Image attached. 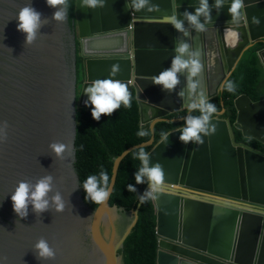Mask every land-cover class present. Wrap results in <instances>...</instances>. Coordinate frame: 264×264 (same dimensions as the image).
<instances>
[{
	"label": "water",
	"instance_id": "1",
	"mask_svg": "<svg viewBox=\"0 0 264 264\" xmlns=\"http://www.w3.org/2000/svg\"><path fill=\"white\" fill-rule=\"evenodd\" d=\"M2 2L5 0H0V122L6 121L8 128L7 138L0 140V264H79L81 256L77 253L84 257L85 247L82 244L75 246L74 239L82 232L91 233L93 253L102 264H126L124 243L136 226L140 203L136 209L120 210L116 206L110 207V195L106 202L90 210L82 201L74 162L78 199L93 213L91 221L70 215V201L65 194L62 197L66 205L61 211L64 215L54 209L36 214L31 205L26 218L18 217L13 211L10 197L17 182L29 180L34 183L50 171L53 155L49 144L53 140L48 139L40 151L38 142L41 140L31 146L38 139V129L32 126L21 131V126L28 122L20 121L29 103H36L40 97L36 88L43 86L33 83V79L27 80L23 85L24 92H20L23 75L40 74L38 67L22 59V52L31 49L37 40L25 44V33L11 23L14 21L13 10L5 16ZM228 2L225 0L219 12L212 8V21L206 23L203 32L192 30L185 21L191 37H184L170 24L160 21L165 14L176 12L182 19L179 14L185 10L194 12L198 0H150L159 5L158 11H136L132 0H105L104 7L95 9L83 8L79 0H74L73 20L69 24L74 51L70 99L72 141L78 89L75 39L79 44L83 76L77 106H86L84 87L95 79L106 78L111 65L119 64L121 72L115 78L128 85L131 96L134 93L142 129L149 132L154 120L157 121L155 126L166 122L168 115L187 109L193 99L185 76H181V84L171 93L152 81L170 65L175 46L181 39L202 52L200 59L204 67L196 79L200 82L199 91L209 99L222 91V83L229 78L244 53L264 40V0H244L246 7L238 20L231 18ZM209 4L213 5L214 0H209ZM131 14L137 20L129 33L125 27L131 22ZM243 16L245 20H241ZM254 17L259 18V25L254 23ZM261 56L264 57V50ZM45 85V102L49 108L55 103L54 115L59 121L62 114L58 110V99L51 96L50 78H45ZM180 92L184 95L180 96ZM235 107L238 112L235 127L241 130L243 137L264 143V100L253 102L242 95L235 100ZM212 123L217 125V132L205 137L204 144H185L179 140L180 132L176 130L169 133L167 143L161 140L151 152L150 166L159 162L165 172L163 191L153 198L158 236L157 264H264V209L242 206V203L227 199L188 196L180 188H169L170 184H186L213 190L232 200L242 198L264 206V155L233 145L229 132L231 124L227 121L214 118ZM150 141L148 146L153 144L154 137ZM135 148L127 149L115 160L110 183L112 191L120 163ZM147 188L148 185L145 191ZM117 213L123 220L127 219L126 225L111 222L110 227L101 229L103 220L112 216L116 221ZM41 237L56 251L53 259L36 258L33 246ZM66 240L73 242L66 244ZM192 247L206 250L213 256L201 254Z\"/></svg>",
	"mask_w": 264,
	"mask_h": 264
},
{
	"label": "clouds",
	"instance_id": "2",
	"mask_svg": "<svg viewBox=\"0 0 264 264\" xmlns=\"http://www.w3.org/2000/svg\"><path fill=\"white\" fill-rule=\"evenodd\" d=\"M79 3L80 6L83 8L95 9L98 7L100 8L104 7L105 0H79ZM46 4L49 7L56 9L52 14L53 20L64 22L67 19L68 8H69L68 0H46ZM224 5H225V0H214L213 5L209 4V0H198V5L195 7L194 12H189L185 10L183 13L179 14V16L182 17V19L178 18L177 12L174 14H165L163 16V19L160 21V23L170 24L178 33L182 34V36L191 37V32L189 28L186 27L185 21H187V25L191 26L192 30H195L196 32H203L206 30V23L212 21V17H211L212 8H215L217 12H219L222 6ZM227 5H228V12L230 13L231 18L237 20L241 17L242 10H244L246 7L244 0H229ZM132 6L136 11H141L142 9H146L147 11L159 10V5L150 3V0H132ZM16 19L18 20L17 29L25 33V44H32L37 39L38 34H40L39 29L41 28V26L48 23V18L46 17L42 18V14L39 11H37L34 7H32L30 0L27 4H25L23 7H21L18 10V12L16 13ZM136 20L137 18L134 17L133 14H131V22L127 27H125V29L129 31V33H132L134 28V21ZM241 20H245V17L243 16ZM253 21L256 25H259L260 23V20L257 17H254ZM72 27H73V23H72ZM263 41L254 44L251 48L257 47L256 55L259 58L260 64L264 70V57L261 56V53L264 50ZM75 48H76L75 63H76V59L80 58L79 67L78 68L76 67L77 87H78L76 105H75V114H76V107H79L77 106V98L83 83L81 57L79 55V44L77 39H75ZM249 50H247L246 52H248ZM129 54L130 57L133 56L132 49L130 50ZM201 55L202 52L200 49L194 50L189 42H187L184 39H181L179 44L175 46V52L171 58L170 65L167 68L162 69L157 75L154 76L152 80L153 83L160 85L163 90H166L167 92L171 93L175 91L176 88L181 84V79H180L181 76H185L187 82V89L190 91L193 99L190 103L187 104V109H183L181 111L173 113L179 115L172 116L173 114H170L166 117L167 118L166 122L158 123V124L181 123V125H179L177 128L167 133H162L161 134L162 138L158 142L155 141V128L158 125L157 124L155 126V124L157 123V121L154 120L152 122L151 131L154 133L153 136L151 131L148 132L142 129V123L140 118L141 131L138 133V135L143 137L149 135L150 133L151 138L154 137V142L152 145L148 146L151 143L150 141L151 138H150L147 142L141 143L139 145H135L136 148L132 150L135 158H138L141 163L139 169L136 170L134 173L135 182L136 184L146 183L145 188L148 185L146 191L144 188V192L142 194H138L140 205L143 204L149 198H152L153 200V198H155L157 193L163 191V185L165 182V172L163 166L159 162L152 163L150 166V155L151 152L153 151V148L161 140L163 143H167V137L170 132L178 130L180 132L179 140L185 144L191 142L197 145H201L204 144L205 137L216 134L217 125L215 123H212V121L214 118H217V119L225 120L231 124V128L229 127V132L231 135L233 145L234 144H237L238 146L241 145L253 152L264 155L263 152L257 150L256 148H254L248 142L245 141V140H255V139L244 138L241 130L235 127L237 115L235 122H231L229 118L225 117L226 107H224L225 106L224 102L221 103L222 106L224 107L222 110H218L216 104L210 102V100L219 97L224 90L228 91L229 93L235 92L236 91L235 82L229 80V78L225 79V81L221 85L222 91L210 99L205 93L199 91L200 82L196 78L201 74L204 67L200 59ZM244 55L242 56V58L244 57ZM241 59L238 61V63L241 61ZM235 69L233 70V72L235 71ZM120 72H121L120 65L113 64L111 65L108 76L106 78L95 79L91 81L87 87H84L83 92L87 96V100H85L84 102L86 105L85 107L91 106V116L93 119L97 121L100 120L102 114L106 116H110L114 111L120 108L121 104H123L126 108L131 107L132 97L128 85L123 80L115 78L117 74ZM179 95L183 96L184 93L180 92ZM238 97H236L233 101L234 106H235V100ZM79 108H84V107H79ZM196 111L199 112V115L192 114L193 112ZM182 113H185V115ZM75 114H74V120H75V131H76ZM7 128H8V124L6 121L0 122V140H4L7 138V132H6ZM237 132H239L241 138L245 140H239L236 134ZM74 137H73V141H74ZM73 141H72V146L74 150V159H75V145L73 144ZM49 148L51 152L54 153L55 156L60 159H64L66 153L68 155H71L72 152L71 145L59 141L51 142L49 144ZM146 148H150V151L149 152L145 151ZM116 159L117 157L115 158V160ZM113 167H114V163H113ZM112 175H113V171H112ZM81 187L84 189L85 199L91 200L94 205L103 204L104 202L107 201V199L112 193V187L110 185L109 175L104 170L100 171L99 176L89 175L84 180ZM169 188L171 189L180 188L181 191L188 196L195 195L196 197L199 198H213V199H222V200L227 199L232 202L242 203V206L264 209V206H260L249 200H245L242 198L232 200V198H228L219 193H215L213 190L194 188L186 184H180V183L170 184ZM127 190L129 192H134V193L137 192V189L133 184H128ZM10 198L12 201L13 211L20 218L27 217L29 205L32 206V211L36 214H41L45 211H48L49 209L52 210L54 209L55 211H63L66 205V201L62 197L61 192L59 190H56L55 188L54 177L51 174H46L41 177H38L34 183L29 180L18 181L17 186L12 191ZM67 203H69L68 200ZM153 203L155 206L154 200ZM114 206L116 205L113 206L110 205V207H114ZM116 207L120 210L122 209L118 205ZM124 210H133V209H124ZM155 214H156V206H155ZM174 242L176 243L178 241H174ZM182 245L184 246V244ZM157 246H158V236H157ZM193 249L201 254L213 256L211 253H209L206 250H201L197 248H193ZM33 250L36 254V258L42 261L53 259L56 255V251L54 250V248L51 247L48 241L43 237L39 238L35 242L33 246ZM157 251H158V247H157ZM156 258H157V253H156Z\"/></svg>",
	"mask_w": 264,
	"mask_h": 264
},
{
	"label": "trees",
	"instance_id": "3",
	"mask_svg": "<svg viewBox=\"0 0 264 264\" xmlns=\"http://www.w3.org/2000/svg\"><path fill=\"white\" fill-rule=\"evenodd\" d=\"M73 2L68 0L69 8L67 21L71 25L73 18ZM256 48H251L245 53L238 63L235 71L229 77L236 84V91L223 93L210 102L216 104L218 110L226 107L225 117L235 122L237 111L234 106V99L240 95H247L254 102L264 99V70L256 55ZM80 64V58L76 59V67ZM131 107L126 108L121 104L120 108L110 116L101 115L100 120L91 116V106L84 108L76 107V131L73 144L75 145L74 166L78 178L79 191L85 206L94 210L99 204L94 205L91 200L85 199L84 189L81 187L89 175H97L101 170L108 173L111 183L113 163L116 157L126 149L147 142L151 134L139 136L140 110L135 95L132 94ZM224 102L225 106H222ZM185 115V113H182ZM199 115V112H193ZM179 114H173L177 116ZM181 123H161L155 128V141L158 142L162 133H167L177 128ZM239 140L242 139L237 132ZM251 146L264 153V144L255 140H245ZM145 151L149 152L150 148ZM141 163L135 158L133 151L122 161L109 204L118 205L122 209H134L139 203L138 194L144 192L146 183L136 184L134 173L139 169ZM133 184L137 192H129L127 185ZM156 214L152 198L146 200L139 207V218L137 225L124 243V255L126 264H157V235H156Z\"/></svg>",
	"mask_w": 264,
	"mask_h": 264
},
{
	"label": "flooded vegetation",
	"instance_id": "4",
	"mask_svg": "<svg viewBox=\"0 0 264 264\" xmlns=\"http://www.w3.org/2000/svg\"><path fill=\"white\" fill-rule=\"evenodd\" d=\"M29 0H5L2 2V8L5 11V16L11 10L14 13L11 21L12 25L16 26L18 20L16 19V13L18 10L27 4ZM32 7L42 14V18H48V23L41 26L37 36L36 44L31 48L24 50L22 52V59L29 63L34 64L40 69V74L37 76L34 73L33 77H21L22 87L27 84V80L33 79V83H41L43 86H39L36 89L40 92V97L36 101H31L25 116L20 122H27L26 125L21 126V131H27L34 126L38 129V139L35 140L31 146H35L38 142V148L43 151L44 145L48 139L53 141H59L65 144L71 145L72 152L71 155L65 154L64 159L57 158L54 153L53 159L49 164L51 174L54 177L55 188L61 192V195L65 194L70 201V215H77L78 218H86L87 222L91 221L93 213L80 204L78 199V193L76 191L77 183L73 168L74 162V150L72 146V118H71V83L73 77V41H72V31L67 19L64 22L55 21L52 19V14L56 10L49 7L46 4V0H30ZM6 20V19H5ZM15 41V40H12ZM39 58V61H38ZM40 62V64H39ZM21 64V63H20ZM45 78H50L51 85L53 87V92H51L52 97L58 99V110L62 114L61 119L58 121L55 118L54 109L55 103L49 108L45 102L46 85ZM41 87V88H40ZM60 102V105H59ZM19 122V123H20ZM25 144H22V146ZM27 145V144H26ZM27 146H30L28 144ZM246 204V203H245ZM247 205V204H246ZM64 215L63 212H59ZM111 218H106L103 220L101 229L105 230L111 226V222L118 223V225H126V220H123L119 213L116 214V221ZM66 229L64 232L66 233ZM91 233L82 232L80 235L76 236L74 239L75 246L82 244L85 247V256L83 257L80 252L77 253L81 256L79 264H102V261L93 252L94 246L92 243ZM66 244L71 241L66 240ZM81 242V243H80ZM55 245V242H52ZM93 253V254H92ZM121 254V251H118ZM94 255V256H92Z\"/></svg>",
	"mask_w": 264,
	"mask_h": 264
}]
</instances>
